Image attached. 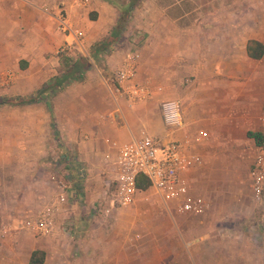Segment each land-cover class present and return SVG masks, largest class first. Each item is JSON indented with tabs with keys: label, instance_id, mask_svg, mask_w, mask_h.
Masks as SVG:
<instances>
[{
	"label": "crops",
	"instance_id": "1",
	"mask_svg": "<svg viewBox=\"0 0 264 264\" xmlns=\"http://www.w3.org/2000/svg\"><path fill=\"white\" fill-rule=\"evenodd\" d=\"M118 20L119 10L108 0H0V72L18 71L10 87L14 96L34 95L57 73L58 52L64 45L69 46L68 56L87 57L91 67L85 71L83 81L57 92L51 103L58 97L76 106L67 97L71 86L88 82L94 73L92 67L112 72L130 52L136 54L135 80L153 89L150 100L135 105L115 93L93 95L86 109L73 111L69 105L68 116L74 120L66 136L87 169L84 191L89 202L94 196H104L105 189L98 188L105 183L102 176L114 177L116 150L111 142L130 140L143 131L164 139L186 138L179 129L165 126L160 102L178 100L181 115L188 120V114H215L217 101L225 104L232 98L233 103H242L241 94L250 75V81L264 89V54L257 60L246 51L249 40L264 45V0H140L111 45L112 51L100 53L95 61L91 57L93 46L109 39ZM187 77L193 79V86L184 85ZM193 87L198 94H193ZM202 90L208 98L200 94ZM259 104L257 114L262 112L264 98ZM59 189L57 193L62 187ZM247 211L222 210L211 222L202 223L200 216L204 214L197 216L200 225H173L169 259L152 262L264 264V240L247 238V230L258 228L254 209ZM246 219L252 222V228L248 229ZM259 219L264 225V216ZM2 230L3 226L0 233ZM5 230L0 243L11 232L8 225ZM106 241L79 239L86 253L68 257L62 255L64 251L54 237L31 235L29 241L11 239L9 244L14 250L20 243L29 246L19 264H28L35 249L44 251L43 264H146L147 258L142 255H101V248L112 246Z\"/></svg>",
	"mask_w": 264,
	"mask_h": 264
},
{
	"label": "rangeland",
	"instance_id": "2",
	"mask_svg": "<svg viewBox=\"0 0 264 264\" xmlns=\"http://www.w3.org/2000/svg\"><path fill=\"white\" fill-rule=\"evenodd\" d=\"M92 68L94 73L90 74V80L72 85L67 94L76 106L58 97L51 103L52 114L43 102L0 105V229L4 225L11 228L8 239L0 243V264L21 262L29 246L20 243L14 250L9 244L11 239L30 240L31 235L25 228L27 220L63 185L67 186L66 210H63L66 212L57 218L59 231L54 239L66 257L85 254L78 240L92 238L112 244L99 248L101 255L121 258L142 255L147 258L146 264H154L152 261L158 259L165 261L170 256L173 225H200L214 221L222 210L239 212L245 208L247 212L254 209L258 219L257 229L251 227L249 219L244 221L248 229L252 228V231L247 230V238L264 240V225L259 219L264 216V195L257 201L250 179L257 146L247 136L248 131L261 130L256 119L259 120L257 112L264 89L250 81L252 75L247 77L248 82L243 87L242 103H233L232 98L225 104L217 101V108H213L217 111L215 114H188V120L182 116V126L178 129L190 140V151L200 157V163L188 173L189 183L192 192L209 203L205 216H200L203 217L201 223L198 215L178 212L173 204L163 202L151 189L141 191L132 204L109 216L93 215L92 208L100 198L94 196L92 202L86 198L87 169L77 159L66 136L74 120L68 116L71 114L67 112L69 105L73 111L86 109L93 95L115 93L112 72ZM8 72H0V96L16 94L10 93V87L18 71ZM185 81L184 85L193 86L192 78L187 77ZM202 92L205 98L209 97L206 91L200 94ZM193 94H198L195 87ZM21 96L26 97V94ZM108 178L102 176L105 183L97 184L98 188L106 191L112 187L113 178ZM178 249L182 254L179 245Z\"/></svg>",
	"mask_w": 264,
	"mask_h": 264
},
{
	"label": "built area",
	"instance_id": "3",
	"mask_svg": "<svg viewBox=\"0 0 264 264\" xmlns=\"http://www.w3.org/2000/svg\"><path fill=\"white\" fill-rule=\"evenodd\" d=\"M64 45L59 52L68 50ZM136 76V54L128 53L112 71L111 83L116 95L125 98L130 105L139 104L152 98L153 89L146 83H139ZM161 118L165 126L178 129L182 126L180 102L175 99L160 102ZM264 135V105L259 116ZM190 140L164 139L141 132L124 142H111L116 150L115 173L112 187L107 188L104 196L93 206L96 216H109L113 211L132 204L141 192L136 186V177L144 175L149 180L148 190L165 203H171L180 213L204 215L209 203L201 195L194 194L188 173L200 163V157L190 151ZM250 172L254 197L260 201L264 195V140L256 147ZM41 209L33 213L26 222V230L36 238H52L59 231L57 218L67 202V186ZM6 234L5 226L0 235Z\"/></svg>",
	"mask_w": 264,
	"mask_h": 264
},
{
	"label": "trees",
	"instance_id": "4",
	"mask_svg": "<svg viewBox=\"0 0 264 264\" xmlns=\"http://www.w3.org/2000/svg\"><path fill=\"white\" fill-rule=\"evenodd\" d=\"M119 10V20L109 35V39H105L99 44H95L91 57L98 58L100 53H110L112 51L111 45L115 40H118L120 33L125 29L127 24V17L131 10L138 5L140 0H108ZM67 50L58 52L60 61L57 68V73L52 76L34 95L27 97L21 96H0V105H23L35 102H43L46 109L52 114L51 97L57 92L65 89L73 82H81L85 78V71L91 67L89 59L84 56L72 58L66 53ZM247 55L252 59H261L264 54V45L257 40H249L246 45ZM54 121H51V125ZM247 136L254 140L256 146L262 144L264 135L260 131H248ZM149 180L144 175L136 177V186L139 190L145 191L149 187ZM45 253L43 250L35 249L31 252L28 264H43Z\"/></svg>",
	"mask_w": 264,
	"mask_h": 264
}]
</instances>
